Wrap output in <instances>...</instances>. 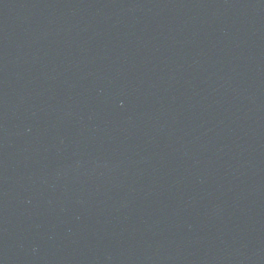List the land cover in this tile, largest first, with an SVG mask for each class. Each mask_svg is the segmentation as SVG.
Segmentation results:
<instances>
[{"label":"water","instance_id":"obj_1","mask_svg":"<svg viewBox=\"0 0 264 264\" xmlns=\"http://www.w3.org/2000/svg\"><path fill=\"white\" fill-rule=\"evenodd\" d=\"M0 264H264V0H0Z\"/></svg>","mask_w":264,"mask_h":264}]
</instances>
